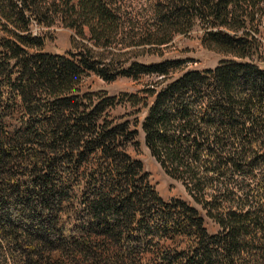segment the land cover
I'll list each match as a JSON object with an SVG mask.
<instances>
[{"label":"trees","instance_id":"trees-1","mask_svg":"<svg viewBox=\"0 0 264 264\" xmlns=\"http://www.w3.org/2000/svg\"><path fill=\"white\" fill-rule=\"evenodd\" d=\"M136 16L111 0H0V264H264V0H152ZM33 23L87 30L88 43L45 52ZM196 24L227 56L214 68L171 79L183 60L131 59ZM89 73L161 78L101 97L80 89ZM125 102L147 110L151 155L219 232L126 151L138 131L109 113Z\"/></svg>","mask_w":264,"mask_h":264},{"label":"rangeland","instance_id":"rangeland-1","mask_svg":"<svg viewBox=\"0 0 264 264\" xmlns=\"http://www.w3.org/2000/svg\"><path fill=\"white\" fill-rule=\"evenodd\" d=\"M115 2L128 16L129 14L137 15L135 22L139 20L144 21L149 18L152 10V0H111ZM264 18V17H263ZM139 19V20H138ZM33 32L45 38L44 51L55 54L66 55L68 50L75 51L71 43L72 38L78 42L88 43V31H85V37L78 36L74 30L65 27L61 23H56L53 26L46 27L40 26L37 23L32 24ZM260 41H261V57L264 60V23L259 26ZM203 35V28L196 24L191 31L186 34H177L173 41L166 45L161 46L159 52L153 50H144L146 46L131 47L135 50L137 57H131L145 64L160 63L164 60H183L180 67L171 71V79H175L187 70H205L207 68H214L219 62L227 56L219 54L215 51L205 48L201 43ZM97 51L102 52L103 49L95 48ZM134 56L133 54H131ZM104 56L111 59L112 54L105 52ZM264 67V62L262 64ZM161 77L157 74H143L139 78L130 76H118L112 81H106L95 73H89L80 85L83 92H95L100 96H116L119 97L123 93L139 94L143 96L142 90L150 84L156 82ZM160 88V87H159ZM149 100H153L149 98ZM146 109L138 106H132L131 103H119L109 110L111 118L120 120L121 116L129 120L132 127L138 131L135 140L128 143L126 151L134 158L143 162L145 170L150 174V181L157 189L158 193L166 201L171 199H182L189 204L196 206L204 217V223L209 233H217L221 230L219 224L213 219H210L202 209V207L195 203L191 196L185 190L181 181L170 177L162 169L160 164L151 155L148 147L144 141V132L142 131V122L146 115Z\"/></svg>","mask_w":264,"mask_h":264}]
</instances>
